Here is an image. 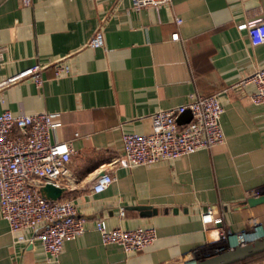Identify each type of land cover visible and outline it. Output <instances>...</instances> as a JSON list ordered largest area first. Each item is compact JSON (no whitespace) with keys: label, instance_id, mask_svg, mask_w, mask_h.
Wrapping results in <instances>:
<instances>
[{"label":"crops","instance_id":"obj_1","mask_svg":"<svg viewBox=\"0 0 264 264\" xmlns=\"http://www.w3.org/2000/svg\"><path fill=\"white\" fill-rule=\"evenodd\" d=\"M258 17L264 0H171L141 9L132 0H0V80L37 64L44 79L42 86L26 78L3 88L0 112L54 114V140L74 150L61 198L74 202L86 226L50 259L39 241H19L0 213V264H187L225 249L215 248L220 228L259 224L264 232V204H243L264 193V104L243 83L264 67V43L254 45L239 27ZM97 31L103 47L89 45ZM61 61L70 71L57 75ZM195 93L220 95L224 144L150 166L114 163L125 132L151 133L152 114ZM107 172L113 182L94 192ZM139 206L157 212L142 215ZM209 208L222 223L204 222ZM101 218L110 228L155 227L157 239L127 253L102 241L95 227ZM248 261L264 264V252L235 264Z\"/></svg>","mask_w":264,"mask_h":264},{"label":"built area","instance_id":"obj_2","mask_svg":"<svg viewBox=\"0 0 264 264\" xmlns=\"http://www.w3.org/2000/svg\"><path fill=\"white\" fill-rule=\"evenodd\" d=\"M170 2L132 0L135 9L158 8ZM21 3L30 6L33 0H21ZM177 22L181 23L182 19L177 18ZM239 27L248 30L254 45L264 43V17L249 20ZM172 38L179 39V32L172 34ZM89 45L103 47V33L97 31ZM42 69L37 64L0 80V101L2 89L19 80L32 78L37 86H42ZM69 71V66L62 61L56 63L57 75ZM243 83L253 84L256 90L251 95L252 101L264 104V67L256 70ZM187 110L191 111L192 118L180 124L178 118ZM223 112L224 106L218 93L191 94L186 104L152 114L151 133L125 132L122 136L124 153L114 163L128 167L150 166L224 144L226 136L221 122ZM58 126L54 114L50 112H0V213L9 222L11 231L18 234L19 241H39L50 259L59 258L66 240L77 238L86 230L85 219L80 217L72 200H52L44 197L41 192V187L47 183L61 186L74 152L71 142L54 140L53 134ZM113 180L111 173H104L94 182L92 190L103 192ZM202 218L204 222L214 224L222 223L223 220L222 216H217L210 208L203 213ZM259 226L256 225V228ZM95 227L105 244H119L127 253L142 251L157 239L155 227L110 228L102 218L96 221ZM26 230L32 232L31 236L27 237L23 233ZM223 231L225 228H220L219 235H223ZM255 232L256 229L252 232L229 231L222 239L233 235L252 236ZM224 243L226 247H232L227 240Z\"/></svg>","mask_w":264,"mask_h":264},{"label":"water","instance_id":"obj_3","mask_svg":"<svg viewBox=\"0 0 264 264\" xmlns=\"http://www.w3.org/2000/svg\"><path fill=\"white\" fill-rule=\"evenodd\" d=\"M191 118L192 113L190 110H187L180 115L178 121L180 124H183L189 121ZM66 190V187L58 186L53 183H47L41 187L42 195L52 200L60 199ZM243 204L249 205L251 207L264 204V193H259L255 196L247 198ZM138 209H140L142 215H152L157 212V209L155 208L144 206H139ZM263 252L264 236L254 240L246 241L233 247H225V249L208 256L195 257L188 264H235Z\"/></svg>","mask_w":264,"mask_h":264},{"label":"bare ground","instance_id":"obj_4","mask_svg":"<svg viewBox=\"0 0 264 264\" xmlns=\"http://www.w3.org/2000/svg\"><path fill=\"white\" fill-rule=\"evenodd\" d=\"M263 236H264V232L260 230V228H257L255 234H253L252 236L245 237V236L233 235V236H228L227 238L223 239V241L227 240V242H229L231 246L233 247V246L239 245L243 241L254 240V239H257Z\"/></svg>","mask_w":264,"mask_h":264},{"label":"rangeland","instance_id":"obj_5","mask_svg":"<svg viewBox=\"0 0 264 264\" xmlns=\"http://www.w3.org/2000/svg\"><path fill=\"white\" fill-rule=\"evenodd\" d=\"M255 229H257L256 228V226H253L251 229H248L246 232H252V231H254ZM228 232H229V230H227V229H225V231H223V235H219V241H218V244L215 246V248L216 247H219L220 246V248H223L224 247V241H223V236H227L228 235ZM243 232V231H242ZM260 258L261 257H257V258H254L253 260H255V262L256 261H260ZM263 258V257H262ZM262 260V259H261ZM247 264H250V262L248 261V263Z\"/></svg>","mask_w":264,"mask_h":264}]
</instances>
